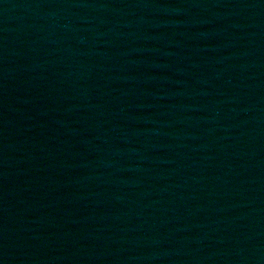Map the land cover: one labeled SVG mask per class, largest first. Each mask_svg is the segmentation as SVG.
Here are the masks:
<instances>
[{
  "label": "water",
  "instance_id": "1",
  "mask_svg": "<svg viewBox=\"0 0 264 264\" xmlns=\"http://www.w3.org/2000/svg\"><path fill=\"white\" fill-rule=\"evenodd\" d=\"M0 264H264V0H0Z\"/></svg>",
  "mask_w": 264,
  "mask_h": 264
}]
</instances>
